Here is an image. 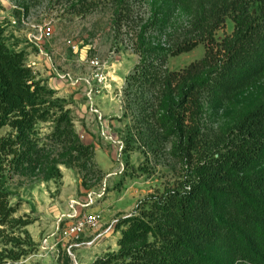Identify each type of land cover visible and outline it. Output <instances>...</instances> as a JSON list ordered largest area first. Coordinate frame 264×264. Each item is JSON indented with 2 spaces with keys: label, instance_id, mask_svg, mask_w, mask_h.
Wrapping results in <instances>:
<instances>
[{
  "label": "trees",
  "instance_id": "trees-1",
  "mask_svg": "<svg viewBox=\"0 0 264 264\" xmlns=\"http://www.w3.org/2000/svg\"><path fill=\"white\" fill-rule=\"evenodd\" d=\"M176 7L190 15V28L171 48L141 47L129 84L154 96L144 121L173 141V155L192 171L181 188L150 195L138 213L119 219L118 250L93 264H264V0H163L167 19ZM227 18L234 30L217 40ZM4 34L0 23V130L14 131L0 137V168L13 156L18 172L40 169L45 180L62 178L59 164L89 171L94 146L82 141L57 90L36 79L26 51L12 50ZM201 43L202 59L163 69L169 55ZM234 100L238 110L231 108L232 119L205 145L207 105L218 111ZM49 120L56 127L48 145L36 126ZM18 210L0 187V264H21L37 249L27 229L36 219Z\"/></svg>",
  "mask_w": 264,
  "mask_h": 264
},
{
  "label": "rangeland",
  "instance_id": "rangeland-1",
  "mask_svg": "<svg viewBox=\"0 0 264 264\" xmlns=\"http://www.w3.org/2000/svg\"><path fill=\"white\" fill-rule=\"evenodd\" d=\"M178 8L167 19L163 0H0L7 44L12 50L26 51V64L36 79L57 90L82 141L95 148V165L89 171L59 164L62 178L58 180H45L40 169L18 172L13 156L1 163L0 187L10 192L13 204H19L18 215L36 219L27 229L37 249L21 264H93L118 250L121 231L115 228L91 246L75 248L70 256L62 240L69 214L75 209L95 213L104 230L112 221L138 213L148 196L181 188L190 176L191 165L172 153L173 141L144 121V113H150L156 102L154 96L141 95L129 84L141 47L171 48L190 28V15ZM40 26H49L52 32L38 45L35 36ZM233 30L234 22L227 18L215 36L221 40ZM205 54L206 45L201 43L192 51L169 55L163 69L181 70ZM96 73L103 74L102 81ZM239 105L234 100L218 111L207 105L205 145L217 139ZM55 127L54 120L37 124L42 143L50 144ZM13 131L5 126L0 137ZM94 236L95 231L87 229L78 241Z\"/></svg>",
  "mask_w": 264,
  "mask_h": 264
},
{
  "label": "built area",
  "instance_id": "built-area-1",
  "mask_svg": "<svg viewBox=\"0 0 264 264\" xmlns=\"http://www.w3.org/2000/svg\"><path fill=\"white\" fill-rule=\"evenodd\" d=\"M52 32L51 27L49 26H40L38 29V34L35 36L36 40L38 41L37 44L40 43L47 38ZM94 65H99L98 62H93ZM100 67V66H99ZM96 77L102 81L104 76L103 74L96 73ZM91 200H93L91 198ZM92 201L87 203L86 205L89 206ZM74 214H69V219H71L66 228L63 231L62 240H64L67 244V252L70 256H74L73 250L77 247L81 246H91L96 242L97 239L100 237L111 234L115 231L116 225L119 220H114L108 224V226L101 230V223L99 221V217L95 213H86L82 214L79 213L78 209H75ZM87 229H92L95 231V236L93 239L89 241H78L82 234L86 232Z\"/></svg>",
  "mask_w": 264,
  "mask_h": 264
},
{
  "label": "crops",
  "instance_id": "crops-1",
  "mask_svg": "<svg viewBox=\"0 0 264 264\" xmlns=\"http://www.w3.org/2000/svg\"><path fill=\"white\" fill-rule=\"evenodd\" d=\"M57 88V87H56Z\"/></svg>",
  "mask_w": 264,
  "mask_h": 264
}]
</instances>
